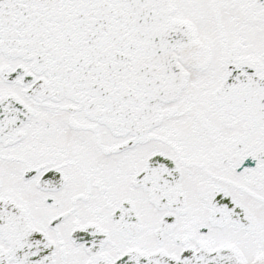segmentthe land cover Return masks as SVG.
Here are the masks:
<instances>
[{
  "label": "snow or ice",
  "instance_id": "6c2138e0",
  "mask_svg": "<svg viewBox=\"0 0 264 264\" xmlns=\"http://www.w3.org/2000/svg\"><path fill=\"white\" fill-rule=\"evenodd\" d=\"M0 264H264V0H0Z\"/></svg>",
  "mask_w": 264,
  "mask_h": 264
}]
</instances>
